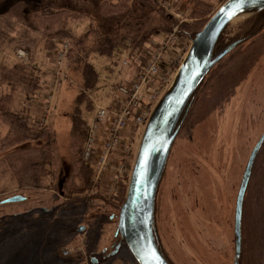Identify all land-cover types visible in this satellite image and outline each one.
Masks as SVG:
<instances>
[{
	"label": "rangeland",
	"instance_id": "374dc122",
	"mask_svg": "<svg viewBox=\"0 0 264 264\" xmlns=\"http://www.w3.org/2000/svg\"><path fill=\"white\" fill-rule=\"evenodd\" d=\"M102 1L105 0H0V101L10 96L7 105L10 112L25 113L34 125L50 128L55 134L57 152L63 161L62 171L51 189H20L3 161L9 150L3 148L8 128L0 118V264H137L115 232L116 218L126 196L143 127L129 124L120 132L116 147L107 150L106 144L110 140L109 133L115 120L113 114L123 104L116 109L109 106L123 97L119 89L131 85H127L129 77L137 74L142 61L151 59L160 50L166 52L172 43L169 42L171 36L174 40L180 39L176 34L177 27L161 42L154 38L139 56L130 57L124 50L116 52L112 58L93 55L90 63L98 73V82L90 91L83 89L80 74L66 70V58L61 66L57 65L58 52L62 44L67 42L57 43L53 53L47 56L42 48V37L28 27L29 39L22 45L35 47L27 55L23 46L13 39H18L33 15L61 9L81 15L77 20L69 21V27L75 35L84 33L91 19L100 31L111 32L113 19L99 13ZM117 1L106 2L114 6ZM159 1L161 7L178 20V24L188 20L191 6L187 0ZM210 2L218 6L214 0ZM122 18L116 21L121 22ZM254 18L231 23L226 31L228 36L247 38L248 28L244 29L243 25ZM262 27L255 36L251 32L250 38L237 45L205 77L192 97L173 142L154 208L155 238L170 264H233L237 190L249 150L253 149L264 132V25ZM180 41L184 45L181 56L176 58L173 55V60H168L166 55L163 58L161 56L158 65L160 74L157 73L139 94L142 106H149L148 111L172 82L190 47V41ZM12 45L16 49L20 48L16 55H13ZM19 51L25 54L20 59ZM169 54H173V49L167 51ZM13 56H17L19 63H28L40 77L39 90L28 100L18 86L12 89L1 80V67L12 66L16 61ZM167 66L170 73L168 76L164 73L166 79H163L161 68ZM79 93L93 103L91 111L81 108L86 130L81 160L94 173L89 193L82 196L85 202L68 201L62 191L66 178L71 175V116ZM150 95L154 99L151 100ZM39 103L46 108L44 118ZM99 108L105 109L108 116L98 124L96 118ZM93 123L96 130L94 139L89 141ZM105 123L108 131L101 147L97 149L98 134ZM37 144L31 142L30 146ZM87 151L89 158H85ZM97 193L105 195L106 200L101 202V199L95 198ZM14 196L24 197L25 202L1 205ZM121 196L122 200L115 206ZM86 202L91 206L89 209ZM102 204L106 206L102 210L104 216L101 223L98 224L92 215L97 206L103 207ZM110 205L115 206L116 210H111ZM52 207L55 209L50 212ZM31 209L38 211L19 217ZM14 214L18 217L13 218ZM83 226L86 227L85 232L76 231ZM241 234L239 264H264V146L252 168L243 206ZM116 242L122 243L121 246L113 256L105 259V254L113 251ZM62 249L73 253L72 256L81 252L79 255L82 258L64 259L59 254Z\"/></svg>",
	"mask_w": 264,
	"mask_h": 264
},
{
	"label": "trees",
	"instance_id": "16d2710c",
	"mask_svg": "<svg viewBox=\"0 0 264 264\" xmlns=\"http://www.w3.org/2000/svg\"><path fill=\"white\" fill-rule=\"evenodd\" d=\"M106 1L100 3L99 13L105 18L113 19V31L111 32L100 31L91 19L88 29L84 33L75 35L69 27V21L77 20L81 15L61 9L56 12H41L33 15L28 26H24L26 29L21 30L22 33L19 36L16 34L18 39L16 37L13 39L23 46L27 55L35 47V45H29V47H26L28 45L24 46L25 44L22 45L29 39L28 27L42 37V48L47 56L53 53L57 43L67 42L69 49L65 57L66 70L74 72L76 75L80 74L83 79V89L90 91L98 82V73L90 63L93 55L112 58L116 52L124 50L130 57L139 56L154 38H158V42L165 40L172 33L174 27H177V36L189 42L202 29L215 9L219 8L226 0H214L217 7L210 0H187L191 6L188 20L181 24H178V20L161 7L159 0H118L114 6L108 5ZM120 17H124L121 22L116 21ZM263 25L264 11L243 25L244 29L248 28V35L247 38L241 37L242 41L250 38L251 32H253L252 36L258 34ZM226 31L227 27L215 45V52L240 38L238 36L230 38ZM13 49L15 51L20 48L16 49L12 45V51ZM39 79L28 63H14L10 67H1V80L13 87L12 89L18 86L25 94L26 100L39 90ZM9 98L10 96H5L0 101V118L4 120L8 128L3 148L9 150L3 161L11 170L20 189L49 190L63 168V161L57 152L55 134L50 128L34 125L25 113L10 112L7 109ZM82 107L91 111L93 103L90 99H86L84 94L79 93L75 98L71 116V139L73 140L70 146L72 151L71 175L66 178L62 188L63 196L68 201H83L82 196L89 193L94 181L92 169L81 160L82 147L86 137L85 122L81 117ZM31 142L39 144L30 146ZM95 198L101 199V202L106 200V196L100 194ZM121 200L122 196L116 201L115 206ZM2 203L4 204V202ZM7 205L11 206L12 204ZM102 206L106 205L102 204ZM115 206L110 205V209L115 211ZM54 209H51L50 212ZM34 211L38 210L31 209L20 214L19 217ZM12 216L13 218L18 217L17 214Z\"/></svg>",
	"mask_w": 264,
	"mask_h": 264
},
{
	"label": "water",
	"instance_id": "95a60500",
	"mask_svg": "<svg viewBox=\"0 0 264 264\" xmlns=\"http://www.w3.org/2000/svg\"><path fill=\"white\" fill-rule=\"evenodd\" d=\"M264 11V0H226L211 16L203 28L190 40V47L172 82L151 110L142 130L131 168L126 196L120 207L115 236H119L137 264H170L155 238L154 208L160 181L174 140L184 121L193 95L209 72L237 45L238 39L215 52V45L223 30L231 23L250 19ZM264 142V134L255 145L242 178L235 212V259L241 253V207L243 195L255 158ZM63 180L60 181L61 188ZM22 196L4 201L21 203ZM84 227L77 232H83ZM122 243L115 248V254ZM61 256L73 253L66 249Z\"/></svg>",
	"mask_w": 264,
	"mask_h": 264
},
{
	"label": "built area",
	"instance_id": "2783aa9c",
	"mask_svg": "<svg viewBox=\"0 0 264 264\" xmlns=\"http://www.w3.org/2000/svg\"><path fill=\"white\" fill-rule=\"evenodd\" d=\"M173 40V36L170 37L169 42ZM69 48V45L67 43L62 44L61 50L58 52V66H61L64 58L66 57L67 50ZM164 49L158 51L155 55L151 58V60L142 68L140 71L137 80L134 83H131L128 87H121L120 93L125 98V103L119 108L117 113H114L115 120L113 122V125L111 123V129L109 133V142L106 144L107 150L113 149L116 147L118 143L119 134L121 131L126 129L129 124L137 125L140 127H144L145 122L148 118L150 108H147V106H142V101L139 97V94L141 93V90L144 86L147 85V83L157 75L158 73V65L161 59L162 54L164 53ZM18 58H22L25 54L22 51H19ZM58 74V72H55ZM154 93V92H153ZM153 95V94H152ZM156 95V94H155ZM153 95V96H155ZM151 96V95H150ZM154 99L151 96V100ZM148 111V113H147ZM107 112L103 108H99L97 111V123L104 122V120L107 118ZM95 122V121H94ZM94 124V123H93ZM92 124V127L89 131V141L91 139H94V133L96 130V125ZM90 154L89 151L85 153V158H89Z\"/></svg>",
	"mask_w": 264,
	"mask_h": 264
},
{
	"label": "crops",
	"instance_id": "0c3cea01",
	"mask_svg": "<svg viewBox=\"0 0 264 264\" xmlns=\"http://www.w3.org/2000/svg\"><path fill=\"white\" fill-rule=\"evenodd\" d=\"M182 41H180V39L179 40H176V38H175V40H174V38H173V40H172V43H171V46H169L168 47V49L166 50V52H164L163 54H162V58L165 56V57H167V59L168 60H173V59H175L174 57L172 58V56L174 55H176V58L177 57H179V56H181V53L183 52L182 50H183V44L181 43ZM158 44V43H157ZM173 46V47H172ZM173 49V54L172 55H167V51L168 50H172ZM18 50H20V49H17V50H15L14 52H13V55L15 54L16 55V51H18ZM155 52H157V51H155ZM177 52H178V54H177ZM150 55V53L148 54V56ZM145 57H147V55H145ZM13 58L16 60L15 61V63H19V60H18V58H17V56H13ZM152 58V57H151ZM141 59V58H140ZM151 59H149V60H144L146 63H148L149 61H150ZM142 61V60H141ZM144 61H142L141 62V67L143 68V66L145 65V62ZM143 62H144V64H143ZM170 62V61H169ZM169 65H171V63H169ZM163 66V65H162ZM161 66V67H162ZM141 67H140V69H139V71L137 72V74L134 76V77H129V80H128V84L127 85H129V84H131V83H133L134 82V80L138 77V75H139V73H140V70H142L141 69ZM161 70H163L162 71V73L161 74H166L167 76L169 75V73H170V69H169V66H167V67H163V68H161ZM159 73V72H158ZM160 74V73H159ZM165 74L163 75V79H166V78H164V76H165ZM158 77V76H157ZM40 78V77H39ZM154 78V77H153ZM159 79H161V78H159ZM156 80H157V78H156ZM39 81H40V79H39ZM155 83L157 84V83H159V81L157 82V81H155ZM159 87V86H158ZM38 91V90H37ZM37 91H35L33 94H32V96L37 92ZM48 100V98H46V101ZM123 100H124V98L122 97V98H120V99H118L116 102H114L112 105H110L109 107L110 108H112V109H116V108H118V107H120L122 104H123ZM36 102V101H35ZM37 103V102H36ZM48 102H46L45 104H47ZM40 105H39V108H41L42 109V111H40V113L42 114L41 116H43V118H44V116H45V114H46V108H44V106H41V103H39ZM147 108H149V106L147 107ZM44 120H46V118L44 119ZM108 123V122H107ZM107 123H105V124H103V125H101V129H100V131H99V134H98V141H97V149L98 148H100L101 147V143H102V139H105V137H106V133H107V129H108V125H107ZM142 133V132H141ZM139 136H141V134L139 135ZM139 139H140V137H139Z\"/></svg>",
	"mask_w": 264,
	"mask_h": 264
},
{
	"label": "flooded vegetation",
	"instance_id": "af4514ba",
	"mask_svg": "<svg viewBox=\"0 0 264 264\" xmlns=\"http://www.w3.org/2000/svg\"><path fill=\"white\" fill-rule=\"evenodd\" d=\"M264 134V132L262 133V135ZM261 135V136H262ZM261 138V137H260ZM259 138V139H260ZM259 139H258V141H259ZM257 141V142H258ZM257 144V143H256ZM255 144V145H256ZM255 145H254V147H255ZM263 146H264V142H263V144H262V146H261V148H260V150H259V152H258V154H257V156L259 155V153H260V151H261V149L263 148ZM254 147H253V149H254ZM248 149H250V147H248ZM253 149L251 150H249L250 151V153H249V156H248V158H247V161H246V164H245V167H244V170H243V172H242V176H241V179H240V183H239V187H238V190H237V195H236V200H235V209H234V224H233V236H234V225H235V212H236V203H237V198H238V194H239V190H240V186H241V182H242V178H243V175H244V172H245V169H246V166H247V162H248V160H249V157H250V155H251V153H252V151H253ZM257 156H256V158H257ZM256 158H255V160H256ZM254 163H255V161H254ZM254 165V164H253ZM253 168V167H252ZM251 172H252V170H251ZM251 176V175H250ZM249 180H250V178H249ZM248 184H249V182H248ZM248 184H247V187H246V189H245V192H244V195H243V201H242V207H241V227H242V215H243V206H244V203H245V197H246V191H247V188H248ZM27 201V200H26ZM23 202H25V201H23ZM85 202V201H84ZM3 203H1V205H2ZM3 205H7L6 203H4ZM86 205H87V208L89 209L91 206H89V204H87V202H86ZM103 208L104 207H96L95 209H96V211L94 212V214L92 215V218H94L95 220H97V223L99 224V223H101L100 222V220H101V218H103V216H104V213H102V210H103ZM51 209H53V207L51 208ZM94 209V210H95ZM51 211V210H50ZM115 216H113V218H114ZM111 218V217H110ZM107 222L105 221V224H106ZM116 223H117V218H116ZM84 227V226H83ZM81 228V227H80ZM85 229H84V231L83 232H85V230H86V227H84ZM119 243H115L114 244V246H113V251L112 252H108L107 254H105V259H108L110 256H113L111 253H114V251H115V248L117 247V245H118ZM234 250H235V239H234ZM241 251H242V234H241ZM81 253V252H80ZM79 253V254H80ZM242 253V252H241ZM241 253H240V257L238 258V260H237V264H239V262H240V258H241ZM78 253H74V255L73 256H70V255H64V256H61L62 258H64V259H71V257H77V258H82L80 255H79ZM73 258V259H74ZM91 259V258H90ZM234 259H235V253H234ZM233 263H234V261H233Z\"/></svg>",
	"mask_w": 264,
	"mask_h": 264
}]
</instances>
